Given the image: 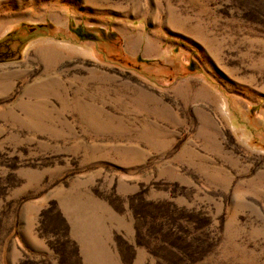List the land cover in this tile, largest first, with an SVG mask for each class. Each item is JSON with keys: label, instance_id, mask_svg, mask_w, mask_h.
I'll return each mask as SVG.
<instances>
[{"label": "rangeland", "instance_id": "obj_1", "mask_svg": "<svg viewBox=\"0 0 264 264\" xmlns=\"http://www.w3.org/2000/svg\"><path fill=\"white\" fill-rule=\"evenodd\" d=\"M8 34L0 264H264V0H0Z\"/></svg>", "mask_w": 264, "mask_h": 264}, {"label": "trees", "instance_id": "obj_2", "mask_svg": "<svg viewBox=\"0 0 264 264\" xmlns=\"http://www.w3.org/2000/svg\"><path fill=\"white\" fill-rule=\"evenodd\" d=\"M80 32L79 29H77V34L82 38V39H89L90 35H86L83 33H78ZM12 34H8L4 38L0 39V63L1 62H6V61H11V60H16L19 59L21 56V48L20 47H15V43L19 41V39H13L11 38Z\"/></svg>", "mask_w": 264, "mask_h": 264}]
</instances>
